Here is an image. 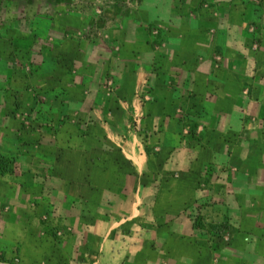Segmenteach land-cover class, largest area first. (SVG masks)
Here are the masks:
<instances>
[{
	"label": "crops",
	"instance_id": "0c3cea01",
	"mask_svg": "<svg viewBox=\"0 0 264 264\" xmlns=\"http://www.w3.org/2000/svg\"><path fill=\"white\" fill-rule=\"evenodd\" d=\"M117 15L0 34V264H264V0Z\"/></svg>",
	"mask_w": 264,
	"mask_h": 264
},
{
	"label": "rangeland",
	"instance_id": "374dc122",
	"mask_svg": "<svg viewBox=\"0 0 264 264\" xmlns=\"http://www.w3.org/2000/svg\"><path fill=\"white\" fill-rule=\"evenodd\" d=\"M140 0H0V34L15 26L26 31L43 16L76 11L86 18L85 34L94 27L108 29L119 25L121 12L133 11ZM38 26V25H36ZM86 36V35H85ZM88 37V36H86Z\"/></svg>",
	"mask_w": 264,
	"mask_h": 264
},
{
	"label": "trees",
	"instance_id": "16d2710c",
	"mask_svg": "<svg viewBox=\"0 0 264 264\" xmlns=\"http://www.w3.org/2000/svg\"><path fill=\"white\" fill-rule=\"evenodd\" d=\"M14 161L0 156V176L13 172Z\"/></svg>",
	"mask_w": 264,
	"mask_h": 264
}]
</instances>
